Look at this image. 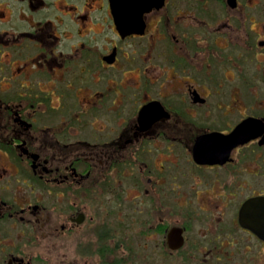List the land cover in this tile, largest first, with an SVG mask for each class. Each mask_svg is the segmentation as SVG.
Masks as SVG:
<instances>
[{
  "label": "flooded vegetation",
  "instance_id": "obj_1",
  "mask_svg": "<svg viewBox=\"0 0 264 264\" xmlns=\"http://www.w3.org/2000/svg\"><path fill=\"white\" fill-rule=\"evenodd\" d=\"M259 196L264 0H0V264H51L38 239L88 222L264 264Z\"/></svg>",
  "mask_w": 264,
  "mask_h": 264
},
{
  "label": "rangeland",
  "instance_id": "obj_2",
  "mask_svg": "<svg viewBox=\"0 0 264 264\" xmlns=\"http://www.w3.org/2000/svg\"><path fill=\"white\" fill-rule=\"evenodd\" d=\"M91 226L88 222L64 236L40 238L37 241L38 250L51 257V264H110L112 261L114 264H195L188 258L183 260L182 255L173 256L161 248L157 249L151 239L158 235L149 231L153 228L152 224H148L147 229L143 226L140 231L134 232L128 242L124 231L121 234L117 231L118 236L113 243L102 239L101 246L92 239Z\"/></svg>",
  "mask_w": 264,
  "mask_h": 264
},
{
  "label": "water",
  "instance_id": "obj_3",
  "mask_svg": "<svg viewBox=\"0 0 264 264\" xmlns=\"http://www.w3.org/2000/svg\"><path fill=\"white\" fill-rule=\"evenodd\" d=\"M117 26L121 32L125 30L124 22L122 15H120V5L119 3H114ZM242 214L245 216V219L249 220L248 226L253 227L257 234L264 238V197H254L249 199V201L245 202L242 208ZM257 220L259 222L260 227H256V225L251 224L252 221Z\"/></svg>",
  "mask_w": 264,
  "mask_h": 264
}]
</instances>
